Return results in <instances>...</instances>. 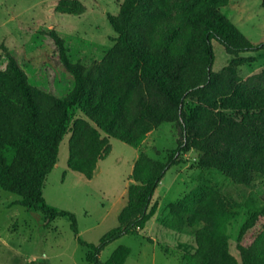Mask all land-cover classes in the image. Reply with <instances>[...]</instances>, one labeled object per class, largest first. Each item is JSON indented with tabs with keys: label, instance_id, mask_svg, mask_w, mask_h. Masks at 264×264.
<instances>
[{
	"label": "trees",
	"instance_id": "1",
	"mask_svg": "<svg viewBox=\"0 0 264 264\" xmlns=\"http://www.w3.org/2000/svg\"><path fill=\"white\" fill-rule=\"evenodd\" d=\"M229 2L122 0L117 15L108 16L113 44L89 65L70 60L65 40L55 30L40 32L47 36L53 63L70 79L66 91L55 87V73L46 66V83L34 84L13 53L1 46L0 190L19 196L20 206L47 219L67 217L78 234L75 216L49 207L42 195L63 137L70 135L68 169L91 180L111 152L110 138L138 148L161 125L175 124L177 148L165 151L163 160L139 153L118 226L97 246H89V263L124 264L127 247H118L105 263L99 255L114 241L145 228L157 211L156 189L166 172L183 162V153L196 152L202 170L217 171L235 185L250 186L256 176L264 178V71L240 83L230 72L213 71V42L234 59L264 51V43H251L222 13ZM54 11L80 16L86 8L79 0H59ZM75 111L80 116L70 124ZM242 208L207 186L168 204L172 228L200 226L191 250L183 254L185 264H264L263 212L249 211L239 226L240 262L230 252L228 229Z\"/></svg>",
	"mask_w": 264,
	"mask_h": 264
},
{
	"label": "rangeland",
	"instance_id": "2",
	"mask_svg": "<svg viewBox=\"0 0 264 264\" xmlns=\"http://www.w3.org/2000/svg\"><path fill=\"white\" fill-rule=\"evenodd\" d=\"M58 1L0 0V47L13 53L34 84L46 83V66L55 73V87L66 91L70 79L60 65L53 63L47 36L40 32L55 30L65 40L70 60L89 65L100 60L113 44L115 33L108 16L117 15L122 0H79L86 8L80 16L56 13ZM229 1L222 13L251 43H264L261 1ZM213 51V71L230 72L238 83L259 77L264 71V51L234 59L216 42ZM227 114L236 117L233 112ZM78 116L75 111L70 124ZM69 136L65 135L60 143L56 167L46 177L42 195L49 207L75 216L78 234L71 230L67 217L47 219L38 211L20 206L19 196L0 190V264H91L87 261L89 246H97L118 226L117 217L127 202V188L133 183L130 177L139 153L163 160L165 151L177 148L179 130L175 124H163L138 148L110 138L111 152L97 164L91 180L68 169ZM181 158L183 162L171 167L156 189L153 203L157 211L145 229L105 247L99 255L101 263L124 246L130 251L124 264H185L183 254L191 250L194 232L200 226L172 228L168 204L185 198L200 186L213 188L226 201L243 206L239 218L228 229L230 252L240 260L236 235L249 211L264 213V178L256 176L250 186L235 185L217 171L202 170L196 152L189 150Z\"/></svg>",
	"mask_w": 264,
	"mask_h": 264
},
{
	"label": "crops",
	"instance_id": "3",
	"mask_svg": "<svg viewBox=\"0 0 264 264\" xmlns=\"http://www.w3.org/2000/svg\"><path fill=\"white\" fill-rule=\"evenodd\" d=\"M56 167V166H55ZM147 225V224H146ZM146 227V226H145ZM145 229V228H144Z\"/></svg>",
	"mask_w": 264,
	"mask_h": 264
}]
</instances>
